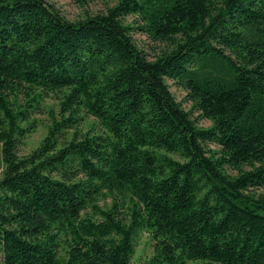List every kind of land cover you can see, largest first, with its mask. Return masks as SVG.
I'll list each match as a JSON object with an SVG mask.
<instances>
[{
	"label": "trees",
	"instance_id": "1",
	"mask_svg": "<svg viewBox=\"0 0 264 264\" xmlns=\"http://www.w3.org/2000/svg\"><path fill=\"white\" fill-rule=\"evenodd\" d=\"M0 171V264H264V0H0Z\"/></svg>",
	"mask_w": 264,
	"mask_h": 264
},
{
	"label": "rangeland",
	"instance_id": "2",
	"mask_svg": "<svg viewBox=\"0 0 264 264\" xmlns=\"http://www.w3.org/2000/svg\"><path fill=\"white\" fill-rule=\"evenodd\" d=\"M48 3L54 4L58 7L62 14L70 20H76L85 15V12L97 13L106 11L109 5L114 4V0H46ZM133 17L126 18L127 21H132ZM133 36L136 42L145 52L153 57L155 49L158 48V44L152 39L148 38L145 34L135 31ZM171 85V90L175 94L178 100L182 101L183 106L186 109L191 107V102L186 99V91L175 85L171 80L168 81ZM53 115H59V100L56 96H48L45 100L35 108L30 114V118L33 121L32 126L29 128V133L24 137L19 145V153L26 154L32 151L44 138L52 121ZM83 119L78 125L81 130H88L93 122V117L88 116L84 112L81 113ZM193 117L198 119V123L202 126H209L211 121L200 115V111L195 110ZM73 128L68 129L66 134L71 136ZM211 148H216V144L210 142ZM1 172V171H0ZM264 192V190H261ZM136 252L132 258L133 264L143 263L148 260L154 253V241L145 230L140 231L139 235L135 239ZM187 264H205L202 261H189Z\"/></svg>",
	"mask_w": 264,
	"mask_h": 264
}]
</instances>
